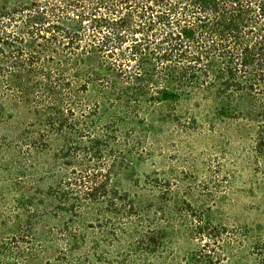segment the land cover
I'll return each mask as SVG.
<instances>
[{"label": "trees", "instance_id": "obj_1", "mask_svg": "<svg viewBox=\"0 0 264 264\" xmlns=\"http://www.w3.org/2000/svg\"><path fill=\"white\" fill-rule=\"evenodd\" d=\"M1 94L25 103L39 131L67 141L56 197L64 220L49 242L58 258L76 259L82 231L99 220L96 206L124 227L138 216L109 186L123 166V124L191 117L195 100L215 103L205 109L212 115H263L245 104L264 100V0H0ZM225 232L194 215L201 247L191 264H222L208 248ZM154 233L147 227L142 241L156 242ZM253 250L264 264V241ZM39 252L42 242L21 233L0 243L2 264Z\"/></svg>", "mask_w": 264, "mask_h": 264}, {"label": "rangeland", "instance_id": "obj_2", "mask_svg": "<svg viewBox=\"0 0 264 264\" xmlns=\"http://www.w3.org/2000/svg\"><path fill=\"white\" fill-rule=\"evenodd\" d=\"M192 103L199 109L191 117L163 121L155 113L121 126L123 166L109 186L128 196L139 218L124 227L103 204L96 206L99 220L82 231L80 255L64 261L49 241L64 220L56 197L64 190L67 141L39 131L25 103L1 94L0 243L19 233L41 241L43 252L28 256L27 264H191L201 247L192 236L198 215L226 229L223 241L208 248L224 255L222 264H258L253 247L264 241V100L245 104L263 115L238 118L206 112L215 103ZM183 121L186 128L176 126ZM75 141L82 146L86 139ZM147 227L156 238L149 245L141 239Z\"/></svg>", "mask_w": 264, "mask_h": 264}]
</instances>
